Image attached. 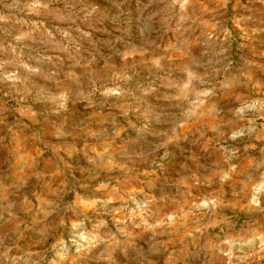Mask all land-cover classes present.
I'll use <instances>...</instances> for the list:
<instances>
[{"label":"rangeland","instance_id":"374dc122","mask_svg":"<svg viewBox=\"0 0 264 264\" xmlns=\"http://www.w3.org/2000/svg\"><path fill=\"white\" fill-rule=\"evenodd\" d=\"M55 2L71 17L58 23L62 27L69 26L77 36L79 42L72 49L74 54L65 59H57L54 55L53 60L44 61L40 75L21 70L24 77L22 86L13 85L3 79V74L12 70V64L0 67V103L3 104L4 115V123L0 124V136H4V140L0 142V182L8 184L12 172H19L15 156H9L10 152H15V138L7 132V127L12 122L9 113L16 106L38 107L37 123L26 126L24 117H18L14 123L21 136H27L22 151L30 154L33 145H39L42 149V154L36 158L33 168L23 170L22 175L27 183L0 191V211L3 210L4 197L12 199L14 196L28 195L29 211L26 213V223L21 228L30 233L38 230L29 247L39 252V264H50L52 251L44 245L52 239L66 241L71 264H225L226 258L209 259L201 248L190 243L191 237L182 236L179 232L171 235L166 233L167 247L174 252L172 258L165 262L163 257L167 253L162 244H155V249L159 251L152 247L141 248L138 241L149 240L151 234L136 230L131 224L128 225L130 235L121 236L118 245L116 242L98 240L95 247L76 251L83 242H72V221L78 217L83 218L81 209L85 197H126L132 188L151 190L156 186L163 194L165 203L171 206H176L177 200L187 206L191 199L209 196L213 192L226 202H238L240 198L234 194L235 189L230 187L232 182L221 185L216 173L225 166V161L238 158L219 150V146L226 144L232 147L242 141L233 142L227 139L233 128L232 123H224L215 132H206V137H211L207 152L201 146L204 140H196L189 134L190 142L177 144L173 155L164 158L168 175L161 174L159 178L139 175V168L147 154L132 152L130 147L126 150L125 146L113 145L109 153L113 164L108 163L109 154L96 157L91 149L99 143V138H93L90 130L106 129L111 135L118 125L112 122L111 115L116 113L109 108L110 102L94 92V87L108 83L117 67L121 72L132 74L138 81H149L157 74L150 62L157 56L160 57L165 71H175L179 65L174 55L165 51L171 34L158 30V26L163 23L159 19H137L141 15L140 9L145 6L155 7L159 0H123L122 5L120 0ZM131 4L136 5L137 17L129 10L128 6ZM173 7L178 9L179 6ZM84 13L89 15L85 18ZM41 19L45 17L36 16L26 10V0H0V43L7 45L11 41L17 45L25 59L34 60L41 51L38 40L17 41L14 37L24 30L25 22H39ZM201 19L207 23L201 24ZM134 21L149 39L137 45L134 51L133 46L129 45L128 50L133 51L135 59L117 64V50L127 44ZM186 24H193L198 32L204 33L200 48L218 49L227 46L226 55L232 59L233 72L237 75L249 74L251 83L248 90L254 95L264 96V0H228L226 5L223 0H203L202 3L188 6ZM225 28L231 32V36L223 44L217 37L224 35ZM78 29L90 31L92 37L85 38ZM209 31L213 32L212 40L207 37ZM117 36L122 38L120 43L115 41ZM7 58L8 53L0 51V60ZM224 58V55L214 56L213 62L222 63ZM17 87L21 88L19 93L15 91ZM61 91L68 92L70 111L65 115L54 116L51 108L55 105L50 103L49 98ZM85 97L95 101V106L87 111L83 108ZM116 102H119V98L113 97L111 103ZM236 102L227 97L221 98L222 120L231 115L230 109L224 105ZM212 114L214 113H206ZM106 115L109 116L108 120H104ZM237 125L242 126L244 139L255 140L257 148L250 151L259 153L257 164L261 165L264 161V130L259 127V123L248 126L247 120L239 121ZM57 127H61L65 133L60 139H56L54 135ZM138 135L143 139L146 133L142 131ZM69 149L72 150L71 155ZM89 155L94 157L95 163L89 162ZM151 167L156 168V165ZM183 177L198 181L193 184V196L187 199V203L177 182ZM37 196L40 197L39 202ZM44 201L49 203L45 204ZM88 217L91 222H96L104 217V213L92 212ZM106 218L109 226H112L113 217L110 212ZM6 228L5 221L0 220V232ZM217 232L218 230L209 229L204 237L197 234V244L202 245L206 239L214 240ZM153 243L155 240H149V244ZM121 253L123 259L118 258ZM69 261H60L57 258V264H69Z\"/></svg>","mask_w":264,"mask_h":264},{"label":"clouds","instance_id":"9594fccd","mask_svg":"<svg viewBox=\"0 0 264 264\" xmlns=\"http://www.w3.org/2000/svg\"><path fill=\"white\" fill-rule=\"evenodd\" d=\"M197 2L202 3L203 0H159L155 7L145 6L140 9L141 15L138 17L136 5L128 6L131 14L137 19L146 17L151 21L156 18L163 22L158 26V30L171 34L165 51H170L174 55L179 67L175 71H165L160 57L157 56L150 60L157 74L149 81H138L132 74L121 72L117 67L113 70L108 83L95 86L93 91L110 102L109 108L116 113L111 115V119L118 127L111 135L106 129L90 130L93 138H99V143L92 147L91 152L100 157L109 154L113 145L125 146L126 150L130 147L132 152L147 154L139 168V175L159 178L161 174L168 175L164 158L173 155L177 144L190 142L189 134L196 140L203 139L201 146L207 152L211 137H206V132H215L224 123H232L233 128L227 139L242 142L232 147L222 144L219 150L229 152L238 158L225 161V166L220 168L216 176L221 185L231 181L230 187L235 189L234 194L240 199L236 203L226 202L213 192L209 196L191 199L187 206L181 204L179 200L176 201V206H171L165 203L163 194L156 186L151 190L132 188L126 197L108 196L106 199L85 197L81 209L84 213L83 218L78 217L72 221L74 229L72 242H83L76 249L77 252H80L81 248L95 247L98 240L116 242L118 245L121 236L130 235L128 225L131 224L136 230L150 233L149 240H155L153 244H149V240L138 241L141 248L155 249L156 243L162 244L167 253L163 257L165 262L172 258L174 252L167 247L166 233L171 235L179 232L182 236L191 237L190 243L201 248L209 259L226 258L225 264H264V187H257L264 186L262 166L264 161L261 165L257 164L259 153L250 151L257 148L255 140L244 139L242 126L237 125V122L247 120L248 126L259 123V127L264 130V96L254 95L248 90L251 83L249 74L237 75L233 72L232 59L226 55L227 46L218 49L199 47L204 33L198 32L193 24L185 25L188 19V6ZM223 2L226 5L228 0ZM120 3L122 5L123 0H120ZM175 5L179 6L178 9L173 7ZM26 10L45 19L39 22H25L24 30L14 39L38 40L41 51L37 57L30 61L18 51L16 44L11 41L7 45L0 43V51L8 53L7 59L0 60V67L4 64L13 65L11 71L3 74V79L18 86L24 83L21 70L40 75L44 61L53 60L54 55L57 59L72 56L74 54L72 49L79 42L69 26L62 27L58 23L71 17L55 0H26ZM83 15L86 18L89 14ZM200 23L206 24L207 21L201 19ZM78 32H82L85 38L92 37L90 31L78 29ZM230 36L231 32L225 28L224 35L217 39L226 44ZM207 37L212 40L213 32L209 31ZM121 39L117 36L116 43H120ZM148 39L149 37L144 35L134 21L127 44L117 50L119 58L116 63L135 59L133 55L135 47ZM129 45L133 46V51L128 50ZM221 55H224V61L214 63L213 57ZM15 91L19 93L21 88L17 87ZM113 97L119 98V102L111 103ZM222 97L237 101L224 105L230 109L231 115L223 120ZM85 100L86 103L83 104L85 111L95 106L94 100L87 97ZM49 101L55 105L51 108L54 116L65 115L70 111L67 91L59 92L50 97ZM38 111L35 105L27 108L18 105L9 113L12 122L9 123L7 132L15 138V152H10L9 156H15L19 172H12L8 184L0 182V191H7L17 184H26L27 181L22 175L23 170L33 168L36 158L42 154L39 145H33L30 154L22 151L27 136H21L14 123L18 117H24L26 126L35 124L38 122ZM108 119L109 116L106 115L104 120ZM3 123V104L0 103V124ZM142 131L146 133L143 139L138 135ZM54 135L56 139H60L65 133L61 127H57ZM3 140L4 136H0V142ZM71 151L69 149V155ZM17 153L18 155H15ZM88 160L95 163L91 155L88 156ZM108 163L113 164L110 154ZM153 164L156 168L151 167ZM177 182L187 203V199L193 196V184L198 181L183 177ZM36 199L39 202L40 197L37 196ZM28 200L27 194L14 196L12 199L4 197L0 220L5 221L7 228L0 232V264H39V252L29 247L32 237L38 230L30 233L21 228V225L26 223ZM92 212L104 213V217L91 222L88 214ZM109 212L113 217L112 226H109L106 218ZM209 229L218 230L216 238L206 239L202 245H198L197 234L204 237ZM44 246L52 251L50 264H57V258L60 261H69L66 241L52 239ZM118 258L123 259L122 253Z\"/></svg>","mask_w":264,"mask_h":264}]
</instances>
